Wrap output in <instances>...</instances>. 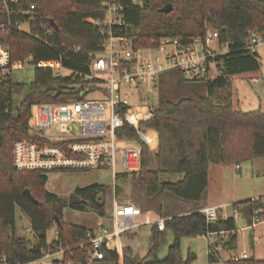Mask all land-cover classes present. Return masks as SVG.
I'll list each match as a JSON object with an SVG mask.
<instances>
[{"label":"trees","instance_id":"1","mask_svg":"<svg viewBox=\"0 0 264 264\" xmlns=\"http://www.w3.org/2000/svg\"><path fill=\"white\" fill-rule=\"evenodd\" d=\"M36 4L35 19L27 32L17 27L0 30V40L7 43L16 67H22L30 55L34 65L35 80L19 105L14 106V92L22 88L13 81L10 73L0 82V253H6L13 262L25 263L39 259L49 249L69 247L67 258L86 263L91 248L85 242L91 229L66 223L62 209L69 204L67 197L45 188L49 171L19 170L13 164V144L24 138L33 139L30 131L32 108L46 102H66L82 98V89L95 82L88 79L91 56L99 52L107 34L91 19L103 20L107 5L102 0H20L16 10ZM121 23L114 24L116 35L134 40L135 48L156 46L162 37L180 38L186 43L190 37L206 38L209 30L218 31L220 44L228 46L226 53H218L208 59L216 62L220 74L208 79V75L191 80L180 70L167 71L157 82L158 101L154 103V116L145 125L158 135V149L153 151L141 143V164L130 172L133 181L153 198L169 192L186 200L199 202L209 184L208 171L215 163L237 164L242 160L264 156V112L261 109H236L231 103V77L260 68L258 51L245 49L248 30L264 27V0H118ZM173 4L169 13L159 9ZM8 19L0 11V22ZM26 16L13 15L12 20L26 21ZM54 20L57 26L51 23ZM62 64L68 70L54 74L52 66ZM136 138L135 129L127 126L118 131ZM156 168L152 167L154 160ZM163 174H181L178 181L165 180ZM128 173L122 177L127 178ZM118 177V175H117ZM116 177V178H117ZM29 188L39 203L25 193ZM104 185L98 182L77 186L74 193L86 199V203L71 205L84 210L91 206L101 215L104 202L98 196ZM257 205L264 204V196ZM250 200L234 202L240 206ZM30 218L36 240L15 233L16 208ZM62 226L56 223V216ZM57 225V236L48 238L49 228ZM156 238L163 232L154 224ZM174 231L175 237L163 259L155 256L154 249L138 261H130L134 253L130 247L116 245L105 250L91 264H191L195 254L189 252L186 259L181 254L183 236H199L208 232L226 230L230 235L224 244L235 251L237 244L236 218L220 215L214 223L207 222L202 211L172 214L165 219V228ZM210 245V244H209ZM74 253L72 257L71 254ZM216 253L209 248V261ZM229 264H264L252 258L227 261Z\"/></svg>","mask_w":264,"mask_h":264},{"label":"built area","instance_id":"2","mask_svg":"<svg viewBox=\"0 0 264 264\" xmlns=\"http://www.w3.org/2000/svg\"><path fill=\"white\" fill-rule=\"evenodd\" d=\"M19 1L0 0V11H5L8 17L6 21L0 22V30L8 27L22 29L23 22L30 25L35 19L36 4L32 3L18 11L14 6ZM102 1L108 6L105 18L90 20L107 37L102 49L91 56L90 74L87 78L95 82L82 89L86 95L91 91L98 93L101 99L83 96L66 102L36 104L32 109L29 128L33 139L24 138L13 144V164L19 170L107 168L112 171L115 179L119 175L118 166L123 173L137 171L141 164V143H146L151 149L159 144L157 132L145 125V122L153 118L155 110V102L151 101L148 92L156 91L158 79L167 71L178 69L191 80L209 74L208 59L218 54L210 48V44L218 39V31L209 30L205 39L194 35L186 43L178 37H162L156 46L135 48L133 39L116 35L112 31L114 24L121 23L122 5L118 0ZM132 3L141 5V0H132ZM20 14L26 16V21L12 20L13 15ZM247 36L245 49L251 53L256 52L264 44V27L249 29ZM30 58L29 55L26 60ZM15 68L18 67L14 65L10 46L0 40V82ZM52 68L55 75L61 71L68 72L62 64H56ZM107 107L110 109L109 117ZM75 122L80 129L74 134L71 125ZM127 126L135 129L136 138H130L126 134L119 135L118 131ZM119 142L127 144L120 147ZM236 168L240 169V164H236ZM260 199L253 197L240 206H233L232 217L251 218V223L242 230L255 228L258 224L264 225V204H256ZM248 203L252 204L251 215L242 212V208ZM199 211L205 214L209 223H214L222 215L221 206L218 205L206 206ZM112 213L110 226L100 220L87 240L79 243L80 246L88 244L91 248L86 263L67 258L65 252L69 247H61L59 250L49 249L41 258L25 263L13 262L8 254L0 253V264H91L94 259L102 257L105 250L115 249L119 236L130 235L142 224L153 222L131 200L115 199ZM224 217L228 218L230 215ZM165 219L155 221L161 231L165 230ZM27 229L32 231L31 227ZM207 235L216 254H220L221 249H226L224 241L228 239L229 231L208 232ZM249 258L251 256L244 248L239 253L232 254L227 261Z\"/></svg>","mask_w":264,"mask_h":264},{"label":"rangeland","instance_id":"3","mask_svg":"<svg viewBox=\"0 0 264 264\" xmlns=\"http://www.w3.org/2000/svg\"><path fill=\"white\" fill-rule=\"evenodd\" d=\"M22 29L29 32L30 25L23 22ZM210 48L217 53H226L228 51L227 45H222L217 39L213 40ZM260 56V68L255 71H247L231 77V88L236 95L238 105L244 110L248 111L264 106V44L257 49ZM148 53H146L147 55ZM208 79L215 78L220 74L216 62L212 61L209 64ZM67 74L68 72H64ZM10 76L17 84H23L20 90L14 92V106L20 104L26 93L32 88L35 80L34 65L29 59L26 60L22 67H18L10 71ZM149 91V90H148ZM82 96H87L92 99H101V96L96 92L87 93L83 90L80 92ZM150 99L153 102L158 101L159 90L149 91ZM236 103V102H235ZM33 109V108H32ZM107 117L110 115V109L107 107ZM73 133H77L80 129L78 123L71 125ZM30 133V131H29ZM31 134V133H30ZM125 142H119V146L126 145ZM152 149L156 150L157 145ZM154 160V159H153ZM236 162L226 164L223 166L221 173L216 175L214 172V165H211L210 170V185L207 193L202 198L201 202L208 201V203H228L221 206L222 216H234L233 203L243 200H249L253 197L264 196V156L252 158L249 160H242L241 168H236ZM157 163L154 160L152 167L156 168ZM118 177L115 179L112 171L107 168L94 169H59L48 172V181L45 188L58 194L59 196L67 197L75 191L77 186H86L98 182L104 185L103 191L99 192L101 200L104 202V213L101 215L93 207L87 206L84 210L76 209L70 204L65 205L62 209L63 220L66 223L74 225H82L89 229H94L101 220L106 226L111 225L112 211L114 209V201H133L140 204L143 209L153 206L154 209H159L164 215L165 213H180L184 208H191L198 204L196 201L186 200L180 198L175 194L164 192L153 198L145 194L142 186L135 183L130 176L123 178L121 168L118 166ZM165 180L178 181L183 177L181 174H163ZM142 203L144 205H142ZM16 224L15 233L21 236H27L33 242L36 240L34 232L28 230L31 227L30 218L24 214L19 207L16 208ZM236 227L238 228L237 248L235 251L221 249L220 254H216L213 262L209 261V239L207 234L199 236H183L181 239V254L182 258L186 259L189 252L195 254V258L191 264H229L227 260L232 254L239 253L246 248L252 258L264 259V225L258 224L257 227L245 229V226L251 223L250 217L236 216ZM155 227L153 223L142 224L140 227L134 229L129 236L122 235L117 238L122 247L133 249L135 253H139L142 257L147 256L153 249L155 256L163 259L169 249V244L174 240V231L170 228H165V231L159 233L156 238ZM57 225L49 228L48 238L51 240L57 234Z\"/></svg>","mask_w":264,"mask_h":264},{"label":"crops","instance_id":"4","mask_svg":"<svg viewBox=\"0 0 264 264\" xmlns=\"http://www.w3.org/2000/svg\"><path fill=\"white\" fill-rule=\"evenodd\" d=\"M230 90H231V103H232V105L236 108V109H241V110H243L241 107H240V105H238V100L235 98V94H234V91H233V89L231 88V85H230ZM236 102V103H235ZM257 109H261L263 112H264V106L263 105H260L259 107H257V108H254V109H251V110H257ZM244 111V110H243ZM246 112H248V111H246ZM157 149H158V145H157ZM156 149V150H157ZM153 151H156V150H154V149H152ZM214 166V168H212V169H214V172L216 173V175L218 176V174L219 173H221V171H222V168H223V166L224 165H226L225 163H215V164H213ZM210 170H211V166H210V168H209V171H208V176H209V184H208V187H207V189H206V191H205V194L207 193V190H208V188H209V185H210V181H211V179H210ZM202 200V199H201ZM201 200L198 202V204H195V205H193L191 208H184L180 213H182V212H193V211H199V209H201V208H203V207H206V206H216V205H218V206H222V205H226V204H228V203H221V202H216V203H213V204H211V203H208V201L206 200V201H204V202H201ZM138 206H140V207H142L140 204H138L137 202H135ZM142 205H144L143 203H142ZM143 211L145 212V216H149V217H151V219L153 220V222H151V223H153V224H155V221H157L158 219H164V218H167V217H170L172 214H178V213H165L164 215L162 214V212H160V210L158 209H154V207L153 206H150V207H147V209H143ZM163 231H165V230H163ZM57 232V231H56ZM57 234H58V232H57ZM57 234H56V236H57ZM134 234H136V233H133V234H131V235H134ZM202 235H204V234H202ZM55 236V237H56ZM126 236H129V235H126ZM54 237V238H55ZM53 239V238H52ZM50 240V239H49ZM117 244L118 245H120L119 244V242H118V240H117ZM121 246V245H120ZM128 247H130L129 245H128ZM209 248H210V246H209ZM134 253H135V251H134ZM142 257V256H141Z\"/></svg>","mask_w":264,"mask_h":264},{"label":"water","instance_id":"5","mask_svg":"<svg viewBox=\"0 0 264 264\" xmlns=\"http://www.w3.org/2000/svg\"><path fill=\"white\" fill-rule=\"evenodd\" d=\"M173 4L172 3H167L166 5H164L163 7H161L159 10L161 12H165V13H169L173 10ZM52 24H54V26H57V24H55L54 20L51 19L50 20ZM24 193L31 198L34 202L39 203V200L37 198L34 197V195L32 194L31 190L29 188H25ZM86 199L79 196L78 194H75L74 192H72L69 195V204L70 205H77V204H81V203H86ZM252 204L248 203L246 204L243 208H242V212L246 215H251L252 213ZM56 219V223L58 226H62V221L59 218V216L57 215L55 217ZM130 261H138L141 259V255L139 253H135L133 255H131L129 257Z\"/></svg>","mask_w":264,"mask_h":264}]
</instances>
